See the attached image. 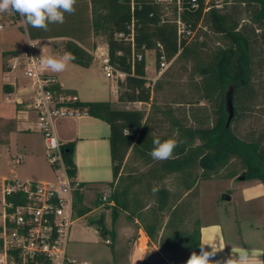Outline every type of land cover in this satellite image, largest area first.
<instances>
[{"label":"trees","instance_id":"1","mask_svg":"<svg viewBox=\"0 0 264 264\" xmlns=\"http://www.w3.org/2000/svg\"><path fill=\"white\" fill-rule=\"evenodd\" d=\"M236 1L257 5L253 22L258 23L264 36V0ZM207 5V0H181L178 20L187 29L184 33H191L207 15L214 31L229 41L228 46L216 53L213 64L200 70L204 79L202 97L214 104L212 123L200 118H196L198 126L175 122L169 132L163 133L156 129L154 118L141 109H116L110 101L78 99L73 103L110 126L112 220L115 221L120 212L136 218L150 240L163 251L200 253L199 212L187 203V197L191 193L199 196L201 180L239 178L243 172L246 180H259L264 184V136L243 139L233 129V123L250 111L253 43L237 27L229 28L224 15L215 9L207 10ZM75 8L74 14H65L63 24H50L48 31L26 24L30 39L67 37L64 50L73 53L74 63L89 67L94 60L89 48L92 36L98 31L105 33L110 61L115 70L125 74V78L117 82L118 100L150 103L146 51L156 52L157 65L161 56L168 61L182 56L187 51L188 38L179 32L178 20L164 18L157 0H77ZM67 27H73L72 31L66 30ZM94 46L92 44V48ZM19 53L21 51H5L3 57L10 59ZM9 59L4 61V71H11ZM230 87H234V117L227 126L225 97ZM54 88L73 94L63 91L58 83ZM203 122L209 124L202 125ZM155 138H175L182 143L174 150L172 158L158 161L149 154ZM75 145L69 142L62 144V148L69 174L76 180ZM130 163L140 167L132 168ZM169 176L175 177L181 191L172 192L160 186ZM77 182L80 188L74 191V206L79 217L86 215L90 208L83 205V183ZM91 223L97 224L99 234L110 240L113 249L116 233L105 224V214L92 219Z\"/></svg>","mask_w":264,"mask_h":264},{"label":"rangeland","instance_id":"2","mask_svg":"<svg viewBox=\"0 0 264 264\" xmlns=\"http://www.w3.org/2000/svg\"><path fill=\"white\" fill-rule=\"evenodd\" d=\"M159 3L162 7L164 18L172 21L178 20L180 10L177 4ZM207 3V10H217L219 14L226 17V25L229 28L237 27V29H240L252 40L253 92L249 102L250 111H247L240 120L233 123V129L243 139L250 140L263 137L264 36L259 29L258 23L253 22V15L255 14L257 5L254 2L241 3L236 0H207ZM7 17L14 18L9 20ZM0 21H3L2 23L5 24V27L0 29V176H16L21 179L34 181L54 180L57 173L49 160L44 135L37 127L35 112L34 114H30L32 116V119H29L30 123L26 124L22 129H17L11 126V123L6 122L11 115L10 109L12 110V116L14 115L16 105L14 103L8 104L7 102H2L3 97L6 95L3 90V52L11 49L23 50L28 48L29 38L27 36L24 18L19 13H0ZM59 28L64 29L63 26H59ZM68 28L71 31L73 29V27H67L66 30ZM180 30L181 34H185L188 38L187 51L182 56L168 61L166 68L161 69L160 64L157 65L156 52L154 50L146 51V71L148 84L151 88V102L126 104L133 109H141L147 115L154 118L155 123H157L155 125L156 129L163 133L169 132L175 122L182 126H198L199 124L196 118H200L204 122L205 120L210 123L213 122L214 104L202 97L204 94V91H202L204 79L200 74V70L203 67L212 65L216 53L229 45V41L224 35L214 31L207 15L191 33H184V30L187 29L182 23ZM65 42V40L37 41L35 51L39 56L42 54L59 56L65 51H63ZM92 44L95 45L94 48H92ZM97 47L108 48L107 35L101 31L93 34L89 48L95 51ZM93 62V67L89 71H85V76L81 75V73L72 74L69 65L62 73L70 75L69 78L72 80L91 78L89 83L85 82L84 84L86 90L90 91L98 87L100 88V95L96 94L98 96L94 97L112 101L114 103L113 107L116 109H125L117 99V91L119 90L117 82L119 77L117 75L114 78L107 77L99 62L96 60H93ZM12 76L18 77L19 85L26 87V95L31 96L30 86L32 85V80L25 75L24 68L19 66L13 69ZM30 104L31 100L28 98L25 106L30 108ZM70 121L71 118H66L61 119L59 123L66 125ZM204 122L202 125L205 124ZM73 124L71 123L68 129H71ZM100 124L103 127V131L100 132L102 136L98 139L101 141L88 138L81 141L78 140L79 142L75 140L76 146L77 144L79 145V153L87 158L85 162L83 161L79 164L77 179L80 181H93L94 183L95 181L99 182L97 185L98 188L93 191L92 195H88L87 203L91 209L94 210L99 207L100 211L94 214L89 213L86 216H79L75 220L70 231L68 256L81 261H89L91 264H112V246L106 243V239L99 234L97 224L91 223V220L96 219L103 209L102 212L105 213L106 225L109 228L112 227L110 206L108 204H102L100 201L101 192L106 190V185L113 179L111 155L107 147L109 144L107 139L109 126L103 122ZM207 124L209 123L206 122L205 125ZM172 130L174 131V129ZM61 132L65 133L66 131ZM16 155L23 156V161L18 167H14L12 164V157ZM130 164L132 165V163ZM138 167H140L139 164L132 165V168ZM243 174V172L240 173L238 177ZM228 184L229 182L225 178L201 180L200 189L205 204L204 208L211 207L213 194L224 189ZM160 186H166L172 192L181 191L178 181L174 176H169L164 182H160ZM195 194L191 193L187 197V203L189 202L192 208H197L199 212V196H195ZM223 198L224 196L221 195L219 202L222 207H220L226 211V206L229 203H226ZM263 204L264 201H254L247 205L240 202L238 214L235 206L230 204L228 207L230 217H226L228 213L216 216L212 210L213 212L204 213L203 220L215 217L216 219L224 221L225 224H238V230L241 227L239 226L240 224L244 226L243 228H246L247 224L254 223L256 218H259L261 224H264V211L259 214V208ZM120 214L125 217L123 213L120 212ZM195 215L198 216V213L196 212ZM125 219L127 218L125 217ZM191 254L177 252L172 256H174L173 260L176 262L186 263Z\"/></svg>","mask_w":264,"mask_h":264},{"label":"built area","instance_id":"3","mask_svg":"<svg viewBox=\"0 0 264 264\" xmlns=\"http://www.w3.org/2000/svg\"><path fill=\"white\" fill-rule=\"evenodd\" d=\"M177 4L181 0H157ZM195 1V0H193ZM181 21L178 20L179 32ZM0 24V29H3ZM36 40L29 39L28 48L12 56L8 65L11 70L22 66L25 75L32 80L31 104L37 117V127L44 135L49 160L57 175L54 180L34 181L16 176L0 179V264H90L68 256L71 227L77 216L74 208V191L79 183L70 176L62 143L56 133L61 119H79L89 115L76 107L74 94L58 92L51 70L39 66ZM105 75L119 78L125 74L113 67L108 48L97 47L90 51ZM141 58V55H139ZM168 60L161 56L160 68L167 67ZM58 145V150L53 145ZM14 165L21 157L13 160ZM111 190L101 196L102 204H112ZM110 243V240H106Z\"/></svg>","mask_w":264,"mask_h":264},{"label":"crops","instance_id":"4","mask_svg":"<svg viewBox=\"0 0 264 264\" xmlns=\"http://www.w3.org/2000/svg\"><path fill=\"white\" fill-rule=\"evenodd\" d=\"M12 18L7 17V19L9 20H11ZM2 22L3 21H0V24H2L5 27V24ZM27 36L30 39L28 29H27ZM92 39H93V36H92ZM42 40H50V41L65 40L67 41L68 38L67 37H48V38H41L36 41H42ZM26 49L27 48L23 50L11 49V50H6V51H21L22 52ZM8 59L9 57L4 58V61H8ZM4 63L6 62H3V65ZM93 63L94 62H92V64L89 67H82L74 62H71L69 64V69L72 74L81 73V75L85 76L84 75L85 71H89L93 67ZM3 73H4L3 74V84H4L3 90L6 95L3 97L2 102L3 103L7 102L8 104L14 103L16 105L15 106L16 109L14 110L15 113H13L14 115L12 116V110L10 109L11 115L8 117L6 122L11 123L10 125L16 127L17 129H22L24 128V126H26V124L30 123L29 119L30 120L32 119V116H30V114L31 113L34 114V110L31 107L29 108L28 106L27 107L25 106V103L28 100V98H30V96L26 95V91H27L26 87H21L19 85L18 77L12 76L13 70L4 71L3 69ZM50 73L56 79V82L60 84L63 91L73 93L74 95L78 97L79 100L108 101L104 98L101 99L100 97H94V96L100 95V92H99L100 88L95 87L93 90H90V91L84 88L85 82L89 83L91 81V78L87 77V79H85L86 81L84 80V78L81 80H77V79L72 80L69 78L70 75L64 74L62 72L60 73L50 72ZM8 75H10V77H8ZM124 78H125V75L120 77L119 79H124ZM116 91H117V87H116ZM117 99H118V91H117ZM110 102L112 103V106H113L114 103L112 101ZM120 104H122L124 108L126 109H133L126 105L129 103L120 102ZM85 117H88V118H85ZM85 117L80 118L82 120L71 118V121L69 122V124H66V125L65 124L62 125V123H59V121L57 122L56 133L59 138V141L62 144L69 143V142H75V140L81 141L87 138L97 139L96 141H101L98 139L102 136L100 135L101 134L100 132L103 131V127L101 126L100 123L102 122L106 123V122L98 118H95L91 115H88ZM33 118H34V115H33ZM71 123L72 124L74 123V124L71 129H68ZM64 130L66 131L65 133L61 132ZM109 134H110V126H109ZM109 134L107 136L108 141H109ZM102 146L104 147L103 144ZM78 147H79L78 144L77 146L75 145V150H74V155H73L74 162L77 166V172H78L79 164L87 160V158H85L83 155L79 153ZM107 147L109 148V152H110V143L107 145ZM18 157H21V162L18 165H20L23 161L22 155H16L12 157V164L14 167H18V165L15 166L13 162V160ZM4 177H12V176H0V179ZM76 180L83 183V186L81 188L83 192V205L90 208V211L87 214L89 213L94 214L96 212L98 213L100 211V208L97 207V209H94V210L91 209V207L87 203V197L88 195H92L93 191L98 188L97 185L99 184V182L95 181L94 183L93 181H80L77 179V175H76ZM225 180H227L229 184L226 185L224 189L214 193L212 197V201H211L213 202L211 207H205V208H204L205 204L203 202L202 191L200 189V182L198 184L201 244H207L204 246L205 250L211 251L210 245L219 246L221 242L223 243V249L221 251H218L215 257L211 258L212 260H226L232 255L233 252L236 253L241 248L255 250L258 254L264 256V247H263L264 245V224H261L259 218L255 219V222L257 223L252 222L251 224H247L246 228H243L244 226L240 224L239 226L241 227H239V230H238V224H225L224 221L216 219L215 217L211 219L203 220L204 213L213 212V211H214V214H216V216L222 215L224 213H228L226 214V217H230L229 212H228V209H229L228 207L230 204H233L235 206L236 212L238 214V208H239L240 202H243L247 205L248 203H251L254 201H258V202L264 201V184L261 181L240 180L237 177L228 178ZM109 190L111 189L108 184L106 185V190L101 192L102 195L107 193ZM221 195L224 196L223 198L224 201L226 203H229V205L226 206V211H224L221 208L222 206L219 202ZM113 205H114V202H112V204L109 205L110 209ZM102 211L103 209L101 210L99 216L101 214H105ZM263 211H264V204L263 206L259 208V214H261ZM121 213H123L127 219H125V217L121 216L122 214H120L119 217H117V219L113 221L112 220V210H111L112 227L110 229H113L116 233V236L114 239V245L112 249L113 250L112 251V259H113L112 264H186L182 262H176L175 260H173L174 256H172L174 253H177V252L185 253L186 251H183V250L163 251L161 250L158 244L150 240L144 228L141 226L140 222L136 218L129 217L126 212H121ZM257 213H258V209H257ZM86 215H83V216H86ZM105 224H106V218H105ZM186 253H190V252H186ZM262 259H264V257H262Z\"/></svg>","mask_w":264,"mask_h":264},{"label":"clouds","instance_id":"5","mask_svg":"<svg viewBox=\"0 0 264 264\" xmlns=\"http://www.w3.org/2000/svg\"><path fill=\"white\" fill-rule=\"evenodd\" d=\"M77 0H0V13L15 12L24 18V23L32 28L43 31L49 30L50 24H63L65 14L72 15L76 12L75 5ZM38 60L39 66L45 70H51L53 73H60L67 69L68 65L76 57L70 51H65L62 55H41ZM182 141L175 138L153 140V148L150 155L153 159L164 161L172 158L174 150ZM54 150H58V145H53ZM201 244L200 253L193 252L186 261V264H264L262 255L255 250L241 248L238 252L226 260H212L218 251L223 249V243L219 246H211V251L205 250Z\"/></svg>","mask_w":264,"mask_h":264},{"label":"water","instance_id":"6","mask_svg":"<svg viewBox=\"0 0 264 264\" xmlns=\"http://www.w3.org/2000/svg\"><path fill=\"white\" fill-rule=\"evenodd\" d=\"M225 103H226V110L228 112L227 126H229L234 117V87H230L229 90L227 91L225 97ZM239 179L245 180V176L241 175Z\"/></svg>","mask_w":264,"mask_h":264}]
</instances>
